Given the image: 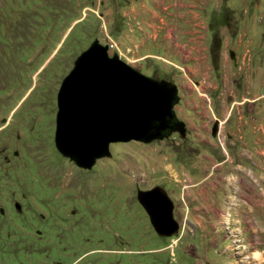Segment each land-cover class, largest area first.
<instances>
[{"label":"rangeland","instance_id":"374dc122","mask_svg":"<svg viewBox=\"0 0 264 264\" xmlns=\"http://www.w3.org/2000/svg\"><path fill=\"white\" fill-rule=\"evenodd\" d=\"M233 2L236 20L219 10L209 22L200 69L160 55L139 59L118 45L104 14L115 10L117 29L115 0H0V78L13 88L0 132V175L9 176L0 193V264H264V2L252 17ZM94 41L176 88L172 112L188 129L183 137L114 142L84 170L57 152L56 92ZM214 119L218 133L210 136ZM204 157L220 164L207 180L217 182L207 212L202 197L182 196L185 177L200 179ZM153 187L172 202L171 236L157 235L130 198Z\"/></svg>","mask_w":264,"mask_h":264},{"label":"water","instance_id":"95a60500","mask_svg":"<svg viewBox=\"0 0 264 264\" xmlns=\"http://www.w3.org/2000/svg\"><path fill=\"white\" fill-rule=\"evenodd\" d=\"M175 93L172 84L141 75L94 41L57 91L54 147L78 168L90 169L95 160L109 156L111 143L160 139L163 128L158 126L171 118ZM137 201L157 235L177 232L172 202L162 189L138 192Z\"/></svg>","mask_w":264,"mask_h":264},{"label":"crops","instance_id":"0c3cea01","mask_svg":"<svg viewBox=\"0 0 264 264\" xmlns=\"http://www.w3.org/2000/svg\"><path fill=\"white\" fill-rule=\"evenodd\" d=\"M115 1L118 6L121 5L117 6V15L121 17L122 23L117 29L115 22L109 18L110 15L114 16L115 10L113 9L111 13L105 11L104 14L114 27L113 36L117 32L114 36L116 43L125 47L129 46L139 59L145 60L160 55L175 67L185 63V65H197L200 69L202 67L205 69L209 46L207 31L209 22L214 19V13H219L222 10L223 17L236 20L232 15V7L235 6L234 0ZM239 2L244 4L242 14L252 17V12H259L258 8L264 0H239ZM243 20L247 19L243 18ZM129 27L134 28L133 34L130 33ZM188 92L190 93L189 88L184 91V94L186 95ZM204 159L207 164L202 167L203 171L200 170L197 173L200 179L197 178L193 181L191 177H185L188 180V185L187 188H183L182 196L192 201L195 200L196 203L197 198L202 197L203 205L200 203L198 205L202 212H207L209 204L215 201L211 191L217 185V182L207 183V180L213 175L214 167L220 166V164H212L213 159L209 157H204ZM207 168L213 169L206 171ZM180 171L186 173L182 167ZM217 180L219 181L218 178ZM250 188L247 186L245 190L249 191Z\"/></svg>","mask_w":264,"mask_h":264},{"label":"flooded vegetation","instance_id":"af4514ba","mask_svg":"<svg viewBox=\"0 0 264 264\" xmlns=\"http://www.w3.org/2000/svg\"><path fill=\"white\" fill-rule=\"evenodd\" d=\"M90 46V45H89ZM88 47H86V49H87ZM85 49V50H86ZM84 50V51H85ZM83 52V51H82ZM81 52V53H82ZM80 53V54H81ZM79 54V55H80ZM78 55V56H79ZM76 60V59H75ZM74 60V61H75ZM74 64V63H73ZM73 68V67H72ZM71 71V70H70ZM69 71V72H70ZM69 72H68V74H69ZM3 74H5L4 73V68H3ZM67 74V75H68ZM66 75V76H67ZM66 76H64V78L66 77ZM63 78V79H64ZM63 79H62V81H63ZM61 81V82H62ZM61 82H60V84H61ZM60 84H59V87H60ZM59 87H58V89H59ZM13 88L11 87V90H12ZM10 90V91H11ZM10 91H8V86H7V80H6V76H4V77H1L0 78V132L2 133V129H4V128H6V123H4L5 122V120H6V115H4V113H5V111H8V109H7V98H8V96L10 97L11 96V93H10ZM58 91V90H57ZM56 95H57V92H56ZM175 103H178V101H177V98H176V102ZM174 103V104H175ZM173 104V105H174ZM55 106H56V96H55ZM56 111H57V108H56ZM173 111V110H172ZM55 114H56V112H55ZM54 119H55V116H54ZM217 120L216 119H214L213 121H212V123H209L208 124V127H209V134H210V136H215L217 133H218V130H217V122H216ZM180 120H178L176 117H175V114L172 112V116H171V118H166V119H164L163 120V122H162V124L161 125H159L158 127H160V128H163L162 129V131H161V139H166V138H168L171 134H173V133H175V134H178L180 137H183L184 136V134H186V132L188 131V129H187V127L182 123V127H183V131H182V128H181V125H180ZM54 123H55V121H54ZM54 131H55V128H54ZM53 136H54V133H53ZM53 144H54V142H53ZM67 160H69L68 158H66ZM70 162H72L73 163V161H71V160H69ZM75 165V164H74ZM80 169H82V168H80ZM82 170H84V169H82ZM9 176L8 175H0V193H2V187L4 186L3 184H6V182H8L9 181V178H8ZM146 191H148L147 189H145ZM138 192H145V191H139V190H134L133 191V193H132V195L133 196H130V198L131 199H134L135 200V202L138 204V206L142 209V207L139 205V203H138V201H137V193ZM11 197L10 198H8L7 199V204H9V203H11L10 201H11ZM17 210H18V208H17ZM143 210V209H142ZM16 214L17 215H19L20 216V213L17 211L16 212ZM4 215H5V212H3V209H1L0 208V218H4L5 219V217H4ZM144 215L146 216V218L148 219V216L145 214V212H144ZM148 222H149V219H148ZM149 225H150V223H149ZM67 261V260H66ZM54 262V264H63V262H65V259H64V261H53ZM69 264H74V262H72V263H69Z\"/></svg>","mask_w":264,"mask_h":264},{"label":"built area","instance_id":"2783aa9c","mask_svg":"<svg viewBox=\"0 0 264 264\" xmlns=\"http://www.w3.org/2000/svg\"><path fill=\"white\" fill-rule=\"evenodd\" d=\"M136 60L131 59L130 63L135 62ZM259 100H262L264 102V79L262 81L261 87H260V94L258 96Z\"/></svg>","mask_w":264,"mask_h":264}]
</instances>
